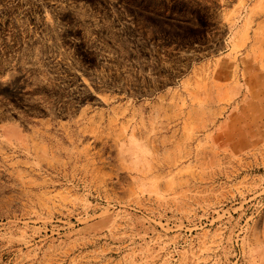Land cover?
Returning <instances> with one entry per match:
<instances>
[{"label":"rangeland","instance_id":"rangeland-1","mask_svg":"<svg viewBox=\"0 0 264 264\" xmlns=\"http://www.w3.org/2000/svg\"><path fill=\"white\" fill-rule=\"evenodd\" d=\"M250 1L0 0V264H264V144L207 139Z\"/></svg>","mask_w":264,"mask_h":264},{"label":"crops","instance_id":"crops-1","mask_svg":"<svg viewBox=\"0 0 264 264\" xmlns=\"http://www.w3.org/2000/svg\"><path fill=\"white\" fill-rule=\"evenodd\" d=\"M251 4L250 1L246 5L248 9L250 8L249 10L235 8L231 11L232 14H228L232 28L231 34L233 35L237 31L235 41L242 45L237 53L231 52L230 55L236 59L240 73L246 77L248 87L243 89L238 98L234 95L232 88H225L232 93L230 100L224 104L209 106L206 112L212 118L214 131L209 133L208 140L218 136L221 138V133L226 134L229 130L237 128L239 123H245L246 131L253 130L256 144L257 142L264 144V141H261L264 140V0H258L252 7ZM172 93L174 90L168 92L167 95ZM177 95L178 92H176V96L174 94V97L179 96ZM176 100V104L173 105H164L161 102L158 107L151 109L150 116L146 115L147 107L144 109L136 108L135 118L146 127H150L153 121H158L155 120L156 118H160L159 120L162 122L179 121L183 130L188 109L183 100V92H180V97ZM254 100L256 101L253 102ZM251 107L258 109L259 114L254 117L249 115L248 111ZM218 114L222 116H217ZM250 123H254L255 126L258 125L257 129L255 126H248ZM246 138H250V136H246ZM235 153L239 154L242 151ZM262 165H264V159Z\"/></svg>","mask_w":264,"mask_h":264}]
</instances>
